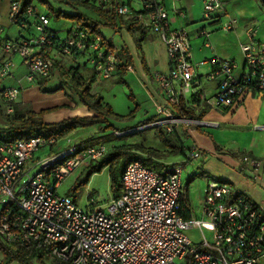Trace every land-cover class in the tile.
<instances>
[{
    "label": "built area",
    "instance_id": "obj_1",
    "mask_svg": "<svg viewBox=\"0 0 264 264\" xmlns=\"http://www.w3.org/2000/svg\"><path fill=\"white\" fill-rule=\"evenodd\" d=\"M39 1V0H38ZM97 9L152 30L166 47L170 71L157 72L154 81L165 94V117L154 122L167 131L183 120L173 112L182 91L191 89L197 107H227L249 91L264 89V41L249 26L241 44L243 62L236 58L212 56L202 59L211 68L207 77L216 80L215 93L203 95L200 74L193 62L191 32L187 26H173L176 15L187 14L173 0L172 11L166 0H77ZM203 16L214 19L223 14L222 0H202ZM8 19L31 28L30 36L4 39L0 14V42L11 56L19 54L27 67L28 82L51 76L55 58L86 55L103 78L117 69L118 49L109 46L102 35L92 33L76 22L64 38L51 28L49 11H41L33 0H9ZM29 20V21H27ZM221 29H234L236 19L220 20ZM199 34L211 31L201 28ZM15 63L7 58L0 66V104L14 113L21 93L18 86H3L13 73ZM241 70V71H239ZM178 85V86H177ZM65 137L34 134L0 141V241L4 244L30 245L42 242L52 259L60 264H261L264 256V209L255 208L245 195L226 181L212 179L201 202L202 216L186 218L180 212L182 176L186 163L170 166L164 172L146 166L140 159L126 164L120 178L121 193L114 197L108 211L79 206L70 195H62L59 185L82 165L98 163L108 149L103 142L81 148ZM58 146L44 159L35 158L43 147ZM199 156L198 152L193 153ZM39 161L40 169L29 175V164ZM243 162L254 171L260 161L251 156ZM199 228L203 238L192 240L186 231ZM210 232L207 238L203 232Z\"/></svg>",
    "mask_w": 264,
    "mask_h": 264
},
{
    "label": "crops",
    "instance_id": "obj_2",
    "mask_svg": "<svg viewBox=\"0 0 264 264\" xmlns=\"http://www.w3.org/2000/svg\"><path fill=\"white\" fill-rule=\"evenodd\" d=\"M222 1L224 12L214 19L204 18L202 0H179L176 3V5L186 12L187 16L185 20L187 24H193L190 27L193 62L200 74L203 95L207 97L215 93L218 82L207 77L208 72L206 71L209 70V65H198L202 59L212 56H220L223 58L232 57L238 59L240 64H242L243 53H241V44L247 39L246 30L249 26H256L257 38L264 41V5L261 0ZM9 7V0H0L1 23L4 31L16 24L19 33L16 38L30 36L32 32L31 28H25L24 25L17 22L13 23L8 19ZM229 17L236 19L237 26L229 32H226L221 29L219 21L227 20ZM177 19H182V17L176 15L174 21ZM124 22H118L119 24L114 28L115 32L118 30L121 31L124 26H127V29L134 32L133 39L140 49V52L138 51L139 56H136L138 52L135 53L132 51L130 40L127 43L125 42V45L118 46L114 44L111 38L106 37L102 33L111 44L117 47L119 52L123 49L128 51L127 56L124 53L119 56V65H117L115 73L110 78H102L92 60L86 55L75 56V64L71 67L77 70L76 74L80 81H92V94L101 95L103 102L111 105L112 113L119 117V119L117 118V120L112 122L114 126L134 129L138 128V126L134 125L138 122L146 123L148 120H152L151 122L154 123L162 119V117H165L162 112L163 108H166L165 94L156 85L154 74L160 71L169 72L170 62L166 53L165 44L157 34L154 33V37L152 36L148 39V30H143L140 27L141 33L136 31V27L140 25L138 22L133 20H124ZM131 23H133L132 26ZM204 27H207L211 31L209 36L199 34L201 28ZM13 57L2 49L0 66L7 58H12L13 60ZM59 59L58 57L55 58V65L57 64L56 60ZM90 62L93 65H90ZM122 69H124L123 72ZM51 76L41 80L44 86H48L47 89L49 91L57 88L55 79H51ZM122 76L124 82L120 80ZM103 79L110 81V89L102 85ZM10 80L14 81L13 78ZM23 80L24 77L18 78V80L16 79L19 87L26 90L30 89L28 85L23 86ZM35 84L34 90L37 93H32L31 96L25 97V102L23 101L24 99H18L16 104L20 102L21 105H35L39 110L56 108L44 116L46 123L61 122L63 119L74 118L76 115L87 117L94 113L91 108H88L80 102L79 96L70 92V88L66 90L64 84H62L61 88L52 92L54 95L48 100L47 104H43L41 102L43 101L41 98L43 96L39 92L40 84ZM4 85L7 84L3 82ZM181 95L184 98L185 105L189 109L192 108L196 113H205L201 118H187L177 113L176 115L182 117L183 120L173 125L172 131H167V127L162 124L160 128L169 136L168 140L173 148L177 150L178 147H181L183 153L171 151L173 148L161 142L159 138L155 147L142 144L146 148H154L159 153L158 157L151 156V160L156 161L166 171L170 166L179 163L180 160L177 161V157L180 154L183 155L182 161L184 163L185 161L191 162L192 155L189 152L191 153L192 148L197 150L199 156L202 154H212L215 158V170L210 169V175L206 178L207 183L211 179L229 182L233 186L234 191L247 196L250 200L257 203L260 208L264 209V89L261 91L247 92L231 106H208L204 107V109L196 108L198 99L195 95L191 94L190 87L182 91ZM115 102L116 107L114 105ZM131 114H133L131 120L124 121L127 119L124 117ZM84 129L85 127L78 126L65 135L64 142L68 138L76 142L77 136L79 137V134L82 132H85V135H82L77 142L80 143V141L87 140L91 135L89 131ZM153 130L154 132H158L157 128ZM122 131L126 130L124 129ZM189 138L194 140L193 146H189L186 143L187 141L185 140ZM134 139L135 137H130L127 140H122L120 143L132 145L139 143ZM135 152L147 158L146 153L138 150H135ZM246 155H251L260 161V168L257 171H254L252 167H249V165L243 162V157ZM184 193H186L184 198L187 200V208L191 214L189 217L197 216L191 208V201L188 198L186 185H184L182 195ZM203 196H200V202H202ZM200 212H202L201 209ZM46 260L49 261V259ZM11 264L20 263L13 261ZM261 264H264V256L261 259Z\"/></svg>",
    "mask_w": 264,
    "mask_h": 264
},
{
    "label": "rangeland",
    "instance_id": "obj_3",
    "mask_svg": "<svg viewBox=\"0 0 264 264\" xmlns=\"http://www.w3.org/2000/svg\"><path fill=\"white\" fill-rule=\"evenodd\" d=\"M48 2H43L41 3L38 0H33V2L35 4H38V8L41 11H49L50 12V6H52L55 9H59L62 8L63 10L67 11V12H75V8H71L69 6H66L62 3H59L58 1L55 0H47ZM167 2V8L169 13H171V19L172 17H174V13L172 11L173 8V0H166ZM78 10H81L82 12H84L85 14L92 16L95 20H98L101 22L100 24V30L101 32L108 38H111L114 42V44H117L118 46H123L125 45V42H129L131 43V48L132 51H134L135 53L138 52L140 49L137 45V43L134 42L133 39V35L134 32H132L130 29H127V26H124V28L121 31H117L115 32V29L112 26L106 25L104 23V20L102 18H100V16L97 15L96 12H94L93 10H90L88 8H84L82 6H78L77 7ZM203 10V9H202ZM50 18H51V28H53L54 30H56L58 32V35L61 38H64L68 31L67 29L70 27V25H72V21L61 16V18L57 19L54 17V14L50 12ZM182 18V19H177L176 21H174L172 23L173 26H185L187 24L186 20ZM193 24H187L186 26L190 27ZM141 26L138 25L136 27V31H138L139 33H141ZM2 37L4 39H16V37L18 36V26L12 25L10 29H6L5 31H3L2 33ZM154 35V32L152 30H148L147 32V36L148 39H150V37H152ZM154 37V36H153ZM1 43V42H0ZM138 48V49H137ZM2 45L0 44V54L2 52ZM140 52V51H139ZM139 52L136 56H139ZM141 56V54H140ZM15 57V58H14ZM13 57V62L15 63V66L13 68V73L6 78V80L4 81L5 84H7L8 86H16L18 87L19 84L17 83L16 79L18 80V78H23L24 77V82H23V86H27L30 87V89L26 90V89H21V93L18 97V99L23 100L25 102V97L31 96L32 93H37L34 90V86L36 85V82H28L25 78V73L27 72V67L24 64V62H22V58L19 54L15 55ZM75 57H60L59 60H56L57 64L54 65L55 69L54 72L51 74V79H55V84L57 85V88L54 90H57L58 88L62 87V84L65 85V89L69 90L70 88V92L72 94H76L77 96H79L78 90L80 89L81 84L77 83L76 80L72 79L73 76V70L75 68H72L71 66H74L75 64ZM90 65L91 64L90 62ZM211 68H209L208 71L209 72ZM203 73H205V71H203ZM13 75V76H12ZM11 78L14 79L10 80ZM13 84V85H12ZM69 85V86H68ZM102 85L104 87H107V89H110V81L108 80H104L102 82ZM47 85L44 86L43 88L40 87V93L43 97H41L43 99V101H41L43 104H47L48 100L50 98H52V96L54 95L52 92L55 91H49L47 89ZM80 100V98H79ZM81 102V101H80ZM120 105H122L121 102H119ZM115 107L116 102H115ZM56 108H47V109H41L39 110V108L35 105H21L20 102H17V104L15 103V111L14 113H10L8 114L6 112V110L4 109L3 105H0V129L3 128L5 129L6 127H20V125L23 124V120L19 119V120H15L13 117L16 116V113H24V112H28V111H34L35 113H40L43 110H46V112L43 114L42 118L45 120L44 116L49 112L52 111ZM76 117H84V116H78L76 115ZM74 117V118H76ZM126 118V117H124ZM68 119V118H67ZM131 120V118H127L124 121L127 120ZM64 120V119H63ZM114 120H117V118H114L113 116H110V121L111 123L114 122ZM56 121V120H54ZM123 121V120H122ZM152 121V120H151ZM148 120V122L146 123H142V122H138L136 124H134L135 126H138V128H119V127H114V132L111 135V139L110 141H106L104 142V144H107L108 146V150L106 152H111L112 151V147L113 146H120V142L122 140H127V138L130 137H135L134 140H137V142L144 144L145 146H154L157 145V140L160 138L159 133L158 132H154V125L153 122H151ZM57 124L62 123L61 122H54ZM91 128H87L85 127L84 130L89 131L91 137L94 136H99L101 135V131L97 130V125H91L88 126ZM126 130V131H122V130ZM123 133H122V132ZM158 131V130H157ZM5 135H8V132L3 133ZM167 134V133H166ZM82 135H85V132H82L81 134H79V137L77 136L76 142L78 139H80L82 137ZM65 137V135H64ZM90 137V138H91ZM169 139V136H167ZM67 138V137H66ZM74 138V137H73ZM75 139V138H74ZM161 141V139H160ZM185 141H187L186 143L189 146H193L194 145V140L192 138L186 139ZM72 143H76L75 141H73V139H71ZM84 141H80V144H83ZM162 142V141H161ZM125 145H129V144H125ZM58 151V146L54 145V147H50V146H43L41 148H39L36 152H35V158L37 159H44L46 158L50 153H55ZM197 151L194 150L192 148L191 153L189 152L190 155H192V160L191 162L189 161H185L186 165L183 167L184 172H183V176H182V183L184 185H187L189 180L191 179V181L189 182V188H188V198H190L191 201V208L194 210V212L196 213L197 216L201 217V213L200 212V196H203L205 193V189L208 186L207 180L206 178L208 177V175H210V169L211 170H215L214 168V163H215V158L212 154H202L200 156H194L193 153ZM124 157H126V155H123ZM183 155H178L177 157V161H179V163L184 164V162L182 161V157ZM144 163L146 166L148 167H152L155 170H158L160 172H164L165 169L162 168L161 165H159L156 161H153L151 159H144ZM93 164L96 163H92L90 165H82L79 166L77 169H75L70 175H68L64 181L61 182V184L59 185L58 189L60 194L62 195H70L73 198H76V201L78 202L79 206L83 207V208H88V209H102L103 211L107 212L108 211V206L109 204L112 202L111 200L120 195L121 193V186L119 185V179H120V174L118 175V184H114L112 185V176H111V172H110V165H107L106 167L102 168L100 171H95L93 172V174L86 179V177L89 174V171L91 169V166ZM31 168V170L29 171V175H34L36 173L37 170L40 169L41 163L39 161H35V163H30L29 164ZM115 170V167H114ZM119 172V171H118ZM120 173V172H119ZM86 179V181L84 183H82V185L79 187V191L77 193H75L74 191V186L75 184L80 181V180H84ZM212 180V179H211ZM233 187V186H232ZM186 196V193L183 194V197ZM1 208V206H0ZM205 236L207 238L210 237V232L207 230H203ZM186 233L188 234V236L194 240L195 242H200L201 239L203 238L202 232L199 228L195 227V228H191L188 229L186 231ZM49 261H47V264H52V258H48ZM57 261V260H56ZM58 262V261H57ZM45 263V264H46ZM56 263V262H55ZM36 264H41V263H36Z\"/></svg>",
    "mask_w": 264,
    "mask_h": 264
},
{
    "label": "trees",
    "instance_id": "obj_4",
    "mask_svg": "<svg viewBox=\"0 0 264 264\" xmlns=\"http://www.w3.org/2000/svg\"><path fill=\"white\" fill-rule=\"evenodd\" d=\"M31 0H21V3L23 6L29 5V2ZM41 3L48 2L47 0H39ZM59 3H62L66 6L75 8V12H67L63 10L62 8L55 9L52 6H50V12L54 14V17L59 19L61 16L76 22L82 27H85L92 33H97L99 35H102L105 37L101 30H99L101 22L98 20H95L92 16H89L82 12L81 10H78V6H82L85 9L88 8L90 10H93L97 13L100 18L104 20V23L106 25L112 26L115 28L117 24L119 23H125L123 19L117 17L113 14H107L102 9H97L94 6L90 5L88 2L84 1H77V0H55ZM262 4L264 5V0H261ZM29 21V20H27ZM119 22V23H118ZM19 23V22H17ZM20 24V23H19ZM133 23H131V26ZM25 37V36H23ZM106 39V38H105ZM108 40V39H107ZM109 46L113 45L109 41ZM126 54L128 51L126 49H123L121 52L118 51V58L121 54ZM78 56V55H74ZM73 57V58H74ZM120 59V58H119ZM55 60V59H54ZM119 65V61L118 64ZM124 69H122V72ZM77 70L73 71L72 79L76 80L77 83H80V89L78 90L80 101L86 105L88 108H91L94 113L91 116L87 117H76V118H68L62 120V123H46L44 119L42 118L43 114L46 112V110L41 111L40 113H35L34 111H28L24 113H16L13 118L15 120L22 119L23 124L20 125V127H6L5 129H0V141H6L9 139H15L20 137H30L34 134L44 135L46 137L49 136H58L63 137L64 135L68 134L69 132L76 129L78 126L81 127H88L91 125H97V130L101 131V135L94 136L91 138H88L83 142V144H79L81 148L91 146L94 143L99 142H106L110 141L111 135L114 132V125L110 121V116H113L114 118H118V116L114 115L112 113V107L109 103H104L103 98L99 94H92L91 93V80L89 81H80L78 75L76 74ZM121 81L124 82L123 76L120 78ZM40 84V87L43 88V83L38 82ZM50 91H56V90H50ZM194 95V94H192ZM179 103L173 107V112L175 114H180L182 116H186L187 118H201L205 112H199L196 113L192 108H188L185 105L184 98L182 95H180ZM198 99V98H197ZM133 114L126 116V118H131ZM161 125H155L154 127L157 128L159 132V137L162 142H164L167 146L173 148L170 141L168 140L167 134L160 128ZM8 132V135H5L3 133ZM115 133V132H114ZM111 152H106V154L101 157L102 159L91 166V169L89 171L88 176L86 179H88L93 172L100 171L102 168L106 167L107 165H110V172L112 176V185L118 184V175L120 174V178L122 176V171L127 163L130 161H133L135 159H140L144 163V159H151V156H159V153L152 147L146 148L142 144L135 143L134 145L129 144H120V146H113ZM108 150V149H107ZM135 150H138L140 152L146 153L147 158L141 156ZM171 151L173 152H181L183 153V150L181 147H178L176 150L173 148ZM123 155H126L124 157ZM145 164V163H144ZM115 167V170H114ZM120 173H119V172ZM80 180L78 181L74 186V191L77 193L79 191V187L86 181ZM191 180H189L190 182ZM186 185V189L188 190L189 183ZM120 183V179H119ZM120 185V184H119ZM183 193V192H182ZM180 195V212L186 217L189 218L191 215L188 211V206L186 203V199L183 197V195ZM247 197V196H246ZM76 201V198H74ZM247 200L252 203L255 208H259L258 204L254 201L250 200L247 197ZM47 247L42 242L30 244V245H18V244H4L2 241H0V264H11V262L16 261L20 264H36L41 263L45 264L47 261L46 259L50 258L51 256L48 253ZM52 258V257H51ZM58 263L55 259H52V264ZM47 264V263H46ZM60 264V263H58Z\"/></svg>",
    "mask_w": 264,
    "mask_h": 264
}]
</instances>
